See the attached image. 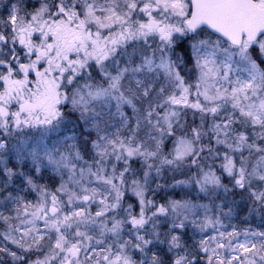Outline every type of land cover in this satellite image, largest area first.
<instances>
[{
	"label": "snow or ice",
	"instance_id": "1",
	"mask_svg": "<svg viewBox=\"0 0 264 264\" xmlns=\"http://www.w3.org/2000/svg\"><path fill=\"white\" fill-rule=\"evenodd\" d=\"M0 264H264V0H0Z\"/></svg>",
	"mask_w": 264,
	"mask_h": 264
}]
</instances>
